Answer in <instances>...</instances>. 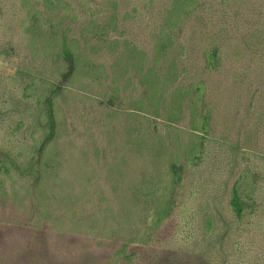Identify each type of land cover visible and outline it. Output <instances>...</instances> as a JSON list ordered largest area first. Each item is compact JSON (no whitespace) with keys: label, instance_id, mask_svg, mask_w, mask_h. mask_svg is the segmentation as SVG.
Returning <instances> with one entry per match:
<instances>
[{"label":"trees","instance_id":"16d2710c","mask_svg":"<svg viewBox=\"0 0 264 264\" xmlns=\"http://www.w3.org/2000/svg\"><path fill=\"white\" fill-rule=\"evenodd\" d=\"M16 1L19 40H7L3 49L7 53L20 50L34 66L15 74L23 80L20 96L33 111L29 120L16 121L10 138L0 146V264H217L204 256L210 247L215 251L222 246L216 241H221L224 231L217 229L213 214L217 191L210 193V210L205 213L202 253L184 251L170 242L168 224L185 189L182 214L199 193L187 179L185 183V175L212 156V166L220 174L228 169L230 177L242 154L228 203L237 219L253 214L252 182L258 171L249 164V154L264 159V0H167L153 21L149 47L127 37L108 38L113 32L124 36L121 25L133 16L126 11L120 17V0L105 1L109 11L102 21L88 7L82 19L67 0ZM230 1L239 7L232 20L224 8ZM218 4L215 10L222 16L214 22L211 10ZM189 22L196 28L191 29L193 33L204 39L211 36L199 54L202 66L198 69L183 63L185 56L186 61L191 58L194 47L185 50L177 40ZM229 40L232 44L227 45ZM234 44L236 55L247 54L246 69L250 66L255 71L249 88L256 102L247 109L254 120L252 124L250 119L236 121V127L231 123L216 134L213 112L217 106L208 96L206 73L219 68L226 47ZM1 75L0 101L12 94L3 86ZM2 110L0 103V115ZM68 117L98 126L90 134L96 142L93 155L103 158L113 196L106 204L100 193L92 203L104 204V215L110 210L133 212L143 205L144 218L135 236L106 243L109 250L100 258L94 252L78 259L85 250L82 240L51 228L50 221L83 225L98 221L103 214L86 210V205L79 207L69 193L59 197L54 191L62 165V139L72 124ZM136 120L143 125L140 132L134 129ZM19 132L25 134V143L18 144ZM117 139L127 146L119 155L115 153ZM145 151L160 170L145 171L128 191L126 177L118 176V171L127 176L136 156ZM123 190L118 211L112 207L114 196ZM48 198L59 205V214L49 216L41 208ZM6 202L8 211L3 209ZM7 251L13 252L11 258Z\"/></svg>","mask_w":264,"mask_h":264},{"label":"rangeland","instance_id":"374dc122","mask_svg":"<svg viewBox=\"0 0 264 264\" xmlns=\"http://www.w3.org/2000/svg\"><path fill=\"white\" fill-rule=\"evenodd\" d=\"M72 6L80 13V17L83 19L86 12L85 7H88L92 11H95L96 17L100 21L104 20L109 10L106 5V0H67ZM149 0H120V17H122L126 11H130L133 15L130 19H127L121 25V28L125 30V35L122 36L119 32L111 33L108 38L127 37L134 42L140 43L144 47L151 45V36L153 34L152 24L156 18L157 12L162 8L163 4L167 0H152L145 6L144 3ZM16 0H0V74L2 78L3 86L6 90L12 92L7 94L1 99V109L4 112L0 115V146L3 145L8 138H10V129L16 124L17 120L27 121L32 116V109H29L27 103L21 98L20 87L23 80H19L15 75L16 72L22 69H31L33 64L26 61L20 50H15L11 53H7L3 49V45L7 44V40H19V32L17 28L18 14L15 6ZM213 5L211 10L215 12L213 21L217 22L222 16V12H219ZM103 7H105L103 9ZM136 7V10H133ZM227 11L231 15L232 20L235 15L238 4L237 2L230 1L224 5ZM246 8V7H243ZM141 11V13H140ZM240 11L245 12L244 9ZM210 14V12H209ZM194 23V21H191ZM229 23V21H227ZM194 28L191 23L186 28V23L183 30L179 33L177 38L180 46H183L186 50V46L194 47V52L191 58L186 61V56L183 63L191 68L198 69L202 66L200 52L202 53V47L211 38H202L200 34L193 33L191 29ZM196 29V28H194ZM190 30V31H189ZM121 36V37H120ZM232 44V41H228L227 45ZM226 45V46H227ZM235 44L231 47H226V52L223 57L222 63L215 71L206 73V80L209 85V98L212 99L214 106L217 108L213 112V128L215 132L221 133L220 129L226 125H233L236 127V121H248L250 112L247 111L249 104L256 102L254 99L252 89L249 88V81L252 76L255 75L254 68L246 69L245 56L246 52L236 55ZM34 67V66H33ZM4 77V78H3ZM10 97V99H8ZM24 101V102H23ZM253 106V105H251ZM72 123L71 127L68 126V132L65 133V137L62 139L61 147L63 150V157L61 161V170L54 184V191L57 192L60 197L61 194H71L72 200L76 205H86V210H93L95 212H101L100 219L90 224H66L59 222L54 224L50 221L52 231L66 230L69 237H79L85 250L84 254H79L77 258L89 255L87 253H94L95 258L104 256V252L108 249L106 243H117L131 239L135 236L139 227L142 225V219L144 218L143 205L134 209L133 212L127 213H114L112 210L104 215V207L100 204L96 205L92 203V200L96 198L98 194H102L103 203L112 202L111 196L112 190L110 189L109 179L110 176L104 171L102 164L103 158L98 159L93 155V148L96 142L90 136L91 132H96L98 126L90 123L83 122L81 120L68 117ZM254 117L249 121L252 124ZM137 125L134 128L140 132L143 130V125L139 120H136ZM264 131V128H263ZM121 132V131H120ZM18 144L26 142V137L23 132L17 133ZM264 139V133L262 135ZM115 144L116 155L126 150V145L123 140L117 139ZM261 149V148H259ZM242 154L238 155L234 166V172L228 177V169L226 172L220 174L219 170L212 166L211 158L206 156V160L195 168L190 169L185 175L186 179L190 182V186L194 187L199 193L192 196V200L189 202L186 214H182V208L185 205V195L180 198V204L176 208L172 219L169 221L168 228L172 234L170 242L174 243L176 247L186 251L195 250L202 253L206 237L203 235V224L206 217V211L209 207V203L212 199L211 192L218 193L216 199L217 211H213L215 223L217 229H223V237L221 241H216V245L221 242L220 247H210L206 250L205 258L211 260L217 264H264V159L259 155L249 154V164L258 171L256 179L252 182V193L254 203L252 208L253 214L247 218L240 220L237 219L231 207L228 203L229 192L233 178H236L241 170V164L243 161H239ZM100 158V157H99ZM209 159V161H208ZM204 169V173L200 171ZM160 170L156 165H153L148 158V152L144 154L140 153L136 156V162L132 163V168L128 172L127 176L122 170L118 171V176L126 177L129 187L136 181L143 179L144 172H154ZM211 171V172H210ZM210 173V174H209ZM209 175V176H208ZM98 186H101L102 191ZM127 192V191H126ZM125 191L119 195L114 196L115 202L113 208L119 211L120 201ZM110 196V197H108ZM41 208L48 213L49 216L59 214L57 209L59 205L52 199H46ZM5 211L9 210V203L3 207ZM45 213V214H46ZM220 214V216H219ZM187 217V218H186ZM188 219V223H186ZM228 228V229H227ZM222 231V232H223ZM227 231V232H225ZM53 233V232H52ZM74 235V236H73ZM77 253H80V249L77 247ZM109 250V249H108ZM87 251V252H86ZM13 252L7 251V257L11 258Z\"/></svg>","mask_w":264,"mask_h":264}]
</instances>
